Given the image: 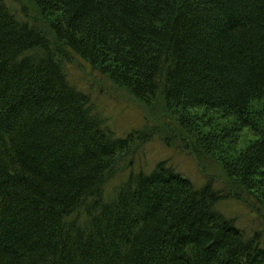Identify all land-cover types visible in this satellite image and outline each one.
Masks as SVG:
<instances>
[{"label":"trees","instance_id":"1","mask_svg":"<svg viewBox=\"0 0 264 264\" xmlns=\"http://www.w3.org/2000/svg\"><path fill=\"white\" fill-rule=\"evenodd\" d=\"M74 59L147 107L163 100L176 121L162 143L196 161L252 132L221 161L238 191L162 162L105 197L159 131L105 129L69 80ZM207 115L230 135L200 131ZM234 198L264 216V0H0V264H264L262 235L217 210Z\"/></svg>","mask_w":264,"mask_h":264},{"label":"rangeland","instance_id":"2","mask_svg":"<svg viewBox=\"0 0 264 264\" xmlns=\"http://www.w3.org/2000/svg\"><path fill=\"white\" fill-rule=\"evenodd\" d=\"M15 2V1H14ZM30 8L31 15L34 16V8L29 3L24 2ZM74 59L66 65L65 70L71 83L80 91L87 94L91 99L93 111L104 122V127L113 132L117 137H126L135 130L145 128L158 129L159 136L156 139L143 146L133 158V163L128 167L129 161L123 165L121 170L116 173L106 184L104 196L111 197L115 190L126 182L131 173L142 172L150 173L157 164L167 162L168 165L176 169V173L190 180L196 187H203L209 180H213L218 189L225 190V183H228L224 173V166L221 161L231 162L232 159L240 155L256 138L253 133L247 129L239 130L234 133L232 141L225 140L224 148L229 142V151L217 154V156L206 155L197 161L190 153L179 150L176 145L179 142L173 138L171 147H166L162 142L166 137H171L170 130L166 128L165 123L176 121L169 117L163 100H159L154 107H147L144 103L134 99L126 91L108 84L105 80L99 78L96 72L80 64ZM94 114V113H93ZM203 121L199 125L200 131L204 134L217 133L225 139L228 133H221V130H228L230 121L221 117L207 115L202 117ZM170 127L176 128V124L170 123ZM230 130V129H229ZM215 136V135H214ZM172 140V139H171ZM181 143V142H179ZM223 148V149H224ZM128 160H130L128 158ZM229 190L236 193L235 185H228ZM228 190V191H229ZM217 210L228 218L236 220V225L246 230L249 235L259 232L264 243V216L256 214L255 209L244 204L237 199H230L217 206Z\"/></svg>","mask_w":264,"mask_h":264}]
</instances>
